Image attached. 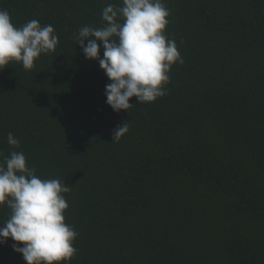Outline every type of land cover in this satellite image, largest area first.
<instances>
[{"label":"trees","instance_id":"trees-1","mask_svg":"<svg viewBox=\"0 0 264 264\" xmlns=\"http://www.w3.org/2000/svg\"><path fill=\"white\" fill-rule=\"evenodd\" d=\"M109 3L122 6L0 0L15 26L38 20L59 40L32 70H0V152H23L38 177L70 186L78 252L68 264H264V0H163L183 64L164 96L132 97L120 112L75 39L102 26ZM9 212L0 207V224ZM13 243L0 244V264H25Z\"/></svg>","mask_w":264,"mask_h":264},{"label":"clouds","instance_id":"clouds-1","mask_svg":"<svg viewBox=\"0 0 264 264\" xmlns=\"http://www.w3.org/2000/svg\"><path fill=\"white\" fill-rule=\"evenodd\" d=\"M169 15L163 0H122V6L109 3L103 8L101 27L83 26L75 35L85 58L98 60L110 81L104 95L114 112L130 109L132 97L137 103H150L166 94L171 67L183 64L175 41L165 35ZM58 42L52 25L30 20L17 27L9 12L0 9V70L17 62L30 71L41 54L55 51ZM128 130V122L118 125L112 141H119ZM7 143L20 147L12 133ZM0 157V207L10 209L8 219L0 224V244L14 241L12 248L25 264H68L78 252L74 247L78 233L64 216L70 186L38 177L23 152L11 151L7 156L0 152Z\"/></svg>","mask_w":264,"mask_h":264}]
</instances>
